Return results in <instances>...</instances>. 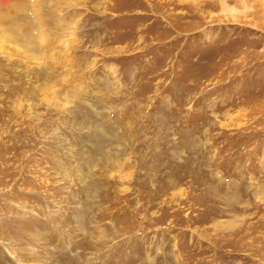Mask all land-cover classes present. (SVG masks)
Returning <instances> with one entry per match:
<instances>
[{"label": "rangeland", "instance_id": "374dc122", "mask_svg": "<svg viewBox=\"0 0 264 264\" xmlns=\"http://www.w3.org/2000/svg\"><path fill=\"white\" fill-rule=\"evenodd\" d=\"M0 264H264V0H0Z\"/></svg>", "mask_w": 264, "mask_h": 264}, {"label": "bare ground", "instance_id": "6f19581e", "mask_svg": "<svg viewBox=\"0 0 264 264\" xmlns=\"http://www.w3.org/2000/svg\"><path fill=\"white\" fill-rule=\"evenodd\" d=\"M39 8V7H38ZM36 11V10H35ZM35 15H37V12H36V14ZM37 17H39V16H37ZM15 18V17H14ZM38 19V18H37ZM41 23V22H40ZM34 25V24H33ZM36 25V24H35ZM26 31V30H25ZM43 33V32H42ZM41 38V37H40ZM43 38H44V36H43ZM41 40H42V38H41ZM37 45V44H36ZM37 47H40V46H37ZM43 50V49H42Z\"/></svg>", "mask_w": 264, "mask_h": 264}]
</instances>
